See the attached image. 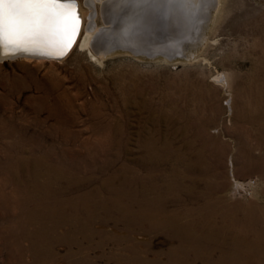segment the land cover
<instances>
[{
    "label": "rangeland",
    "instance_id": "obj_1",
    "mask_svg": "<svg viewBox=\"0 0 264 264\" xmlns=\"http://www.w3.org/2000/svg\"><path fill=\"white\" fill-rule=\"evenodd\" d=\"M76 3L79 11L82 7L87 14L90 12L85 0ZM218 4L203 33L204 40L201 38L196 51L186 52L188 62L172 64L129 55L96 62L77 46L63 61L17 59L0 63V169L6 170V175L0 174V186L3 179L13 184L2 188L5 197H0V237L5 235L1 228L8 226L16 214L13 202L6 197L16 181L21 184L26 179L24 168L6 163L7 149L20 140L27 146L17 152L22 157H30L33 152L39 154L43 166L62 176V189L67 188L64 179L71 180L73 196L93 191L92 197L95 194V198L102 199L104 184L125 167L143 181H152L154 187H163L164 194L174 200L167 205L169 212L182 211L192 206H185L179 191L166 193L164 181L173 170L184 173L189 164L193 169L186 183L196 187L198 204L204 200L203 193L209 186L214 189L212 198L221 199L223 205L217 203L218 206L229 209L255 205L264 209V164L260 169L257 162L249 161L241 152L242 146L248 145L253 147L252 156L264 154V145L257 143V138L264 141V120L256 115V110L248 112L252 109L251 102L245 105L254 71H262L258 74L264 76V0H219ZM96 10L97 28H105L110 13L102 10L101 14L98 4ZM252 116L253 122L249 121ZM186 127L189 132L184 130ZM105 134L114 138L112 147ZM147 140H152L159 153H164L166 163L150 162V166L146 162L142 144ZM32 141L38 142V146L32 147ZM165 143L169 149L163 148ZM201 163L205 168L208 166L206 174ZM62 189V196L54 195L48 204L63 201L68 188ZM91 198L83 197L78 206H95ZM128 205L132 212L136 209L131 202ZM47 217L39 218L40 225L32 224L29 229L39 232L38 261L25 254L28 264L51 258L53 261L48 263L52 264H127L134 255L130 257L125 251L128 246L125 238L148 245V260L160 255L165 264L169 250L178 245L177 240L162 232L148 235L139 228L127 231L126 221L130 226L137 225L130 218L115 223L111 216L102 214V206L94 216L74 219L77 226L90 233L88 237L77 232L80 228L72 226L73 217H67L59 208H49ZM221 220L256 224L259 232L264 224V217L241 213L231 216L223 212L216 218L218 222ZM88 221L90 225H86ZM51 223L62 226L50 228ZM115 238H123L122 243ZM24 240V245L30 247L35 238L27 235ZM102 241H106L103 247ZM193 241V251L215 245L201 235ZM46 248L50 255L44 254ZM12 252H15L12 246L0 243V264H6ZM218 252L214 253L215 258L220 255ZM253 260L244 264H260Z\"/></svg>",
    "mask_w": 264,
    "mask_h": 264
},
{
    "label": "bare ground",
    "instance_id": "obj_2",
    "mask_svg": "<svg viewBox=\"0 0 264 264\" xmlns=\"http://www.w3.org/2000/svg\"><path fill=\"white\" fill-rule=\"evenodd\" d=\"M111 1L112 0H85V5L90 12L87 14V12H85L82 7L80 8L79 12L82 19L80 36L72 51L77 46H79V48L88 52L93 61L95 60L96 62H101L104 58H107L105 57V55H102V52L97 54L93 50V48H100L104 40V37H102V30L104 29L97 28L95 22L97 16L96 5H99L101 14L102 10H106V12H104L107 13L109 12L107 4ZM153 1L154 3H156V1L164 2L166 0ZM208 1L210 0H205V2ZM218 1L219 0H216V6L219 5ZM135 2L136 1L131 0V4L135 5ZM143 2L147 3L150 2V0H143ZM83 19H87L89 20V22L85 24V22H83ZM83 29L85 30V33L82 37L81 34ZM81 38L82 41L81 43H79ZM202 39L204 40V38ZM72 51L70 52V54L72 53ZM68 57H66L65 59H67ZM20 59L26 62H30L31 60H42L28 58L27 56L21 57L19 58V60ZM260 72L262 71H254V75L251 78V84L249 88H247L248 90L246 92V95L248 96V98L245 102V105L248 106L251 102L250 105L252 109L248 112H254V110H256V115L264 120V76H260L258 74ZM217 79L220 81V77H216V80ZM256 107L258 108L256 109ZM249 121H254L253 116L249 118ZM184 130L187 132L189 130V127H186ZM105 140L110 143L111 147L114 145L115 140L114 138H112L111 134H105ZM263 142L264 141L261 138H257V143L260 144V146L264 145ZM37 143L38 142L36 141H32V147L38 146L39 143ZM155 145L156 144L152 142V140H147L142 144V148L146 151V162L148 164H150V162H153L155 164H163L168 158L165 157L164 153H162L161 151V153H159L160 149H158ZM23 146L25 147L27 146V144H25L24 140H20L18 142H14L13 145L9 149H7L8 151H6L9 157L6 163H8L11 167L18 165L19 169L24 168L26 174L25 182L20 184L16 181L13 189L10 192V195L6 197L13 202L16 212L10 224L1 228L3 230V234L5 235H1L0 243L5 242V244L12 246L15 250V252H12L11 257L7 260L6 264H28L24 258L25 254L28 257L35 258V260L38 261L36 257V255H38V243L36 240H38L37 235L39 231L36 230L34 232H29V229L32 224H37L38 226L40 225V222H38L39 218L49 219L47 217L49 208H59V210H62L66 213L67 217H73L71 220V224L74 229L80 228L76 231L81 232L83 236L88 237L90 233L84 232V229L82 230L83 227L77 226L74 223V219L79 217L89 218L90 216H94V213L100 209V206H102V214L106 217L111 216L110 218L115 223L119 224V221H126L125 218H130L132 222L137 225L130 226L126 221L125 228L127 231H133L134 229L139 228L142 229V231L146 232V234L148 235H150V233L153 231H158L167 234L168 236H170V238H172L173 241L177 240L175 242H177L178 245L169 250V259L165 264H196L197 261H201L202 264H244V262L250 261L252 259H255L253 260L254 262H259L260 264L264 263L263 223L261 224L263 225L262 231L259 232L260 228L259 226L257 227L256 224L239 225L233 220H221V222L216 221V218L219 217L223 212H228L231 214V216L237 213H241L243 215H256L259 217H264V209H260L255 205L249 208H239L236 206H231L230 208L228 207L229 209L223 208L221 206L223 204L220 202L221 199L212 198L214 196V189L209 186L203 193L204 200L201 201V203L199 201L200 204H198V201H196L195 199L196 187L193 183H186V180L188 179V173L193 169V167L189 164L185 166L184 173H179L176 170H173L171 172V175L165 178L164 184L166 193H169L171 191H179L182 194V199L185 206L190 205L194 208L188 207L183 209L182 211L169 212L167 209V205L169 203H172L171 201L174 200H170L168 198L169 196L167 197L164 194L163 187H154L152 181H143L137 173H135L133 170L126 169L125 167L121 168L120 173L117 172L119 174L114 175V177L112 175L110 179L108 178V181L107 179H105L107 182L102 187V199L101 197L98 199L95 198V194L92 197L93 191H89L88 194H84L81 196L71 195V180L67 178L64 179L66 181V187L68 188V190L65 192L66 195H64L65 198L63 199V201L56 202L62 203V206H55L53 204L56 203L48 204V202L52 198H54V195L56 197L62 196L61 194L63 193L60 192V190L63 188L62 185L60 186L61 180L63 179L62 176L55 172L53 169H50V167L43 166L41 163V160L43 159H41L39 156V158L37 157V155L39 154L36 155L33 152L32 156L30 157H22L17 151L20 150ZM163 148H168V144L165 143ZM252 149L253 147L245 145L242 146L241 152L249 161L257 162V165L260 167V169L263 168L264 154L256 158L252 156ZM218 155L221 154H219L218 152ZM150 166L152 165L150 164ZM202 167L204 173L206 174L208 172V169L206 171V168L208 166L205 168L202 164ZM255 168L257 169L256 166ZM154 169L156 170L157 168L154 167ZM251 169H253V166L251 167ZM4 173L6 175V170L1 168L0 174L4 175ZM8 184H12L10 180H2V184L0 186V197L3 196L2 188L6 185L8 186ZM67 188H64L62 190H66ZM96 195H98V193ZM85 196H88L90 198L92 197L90 201L93 202L95 206H88L86 204L78 206L79 202H83L81 200ZM20 200H22L21 207L19 203ZM129 202L133 204V209L136 208L135 210H133V212L128 205ZM217 203L221 205L218 206ZM4 206L6 207V203H4ZM129 214H131L133 217ZM202 217L203 219H201ZM106 223H103V225H105ZM88 224H91L90 221H88L86 225ZM61 226L62 225L59 223L50 224V228H59ZM113 230L117 231L118 229L115 228ZM21 231H24L26 234H22ZM27 235L35 238L34 241H30V247H28L27 243L26 245H24V243L26 242L24 238ZM200 235L203 239L210 240L215 245L209 248L200 246L201 248L198 247L196 251H193L191 247L192 241ZM230 236L232 237L227 240ZM122 239L115 238L118 243H122ZM109 240L114 241V237H110ZM125 240L128 241V246L125 251L130 253V257L134 255L132 259L127 262V264H163V259L160 258V255H154L153 259L151 258V261L148 260V245L145 247L143 245L132 242L128 238H125ZM88 241L89 240H87L86 242ZM105 242L106 241H102V247L104 246ZM22 244L25 246L26 250H24ZM217 251H219L218 253H220V257L218 256L215 258L214 253ZM44 254L50 255V252H47V248L45 249ZM50 260L53 261V258L39 262L33 261L32 264H47Z\"/></svg>",
    "mask_w": 264,
    "mask_h": 264
},
{
    "label": "water",
    "instance_id": "obj_3",
    "mask_svg": "<svg viewBox=\"0 0 264 264\" xmlns=\"http://www.w3.org/2000/svg\"><path fill=\"white\" fill-rule=\"evenodd\" d=\"M112 0L107 5L109 16L106 27L102 30L104 40L100 48L93 50L105 57L129 55L147 61H164L167 63L188 62L186 52L195 50L208 26L211 13L216 7V0H153L143 2L135 0ZM80 18L78 34L73 36V42L58 58L44 55H31L26 52H15L0 57V62L17 60L27 56L32 59L63 61L69 56L79 40L82 19ZM105 8V9H107ZM104 31V32H103ZM36 50L52 51L55 49L48 43L42 44Z\"/></svg>",
    "mask_w": 264,
    "mask_h": 264
},
{
    "label": "snow or ice",
    "instance_id": "obj_4",
    "mask_svg": "<svg viewBox=\"0 0 264 264\" xmlns=\"http://www.w3.org/2000/svg\"><path fill=\"white\" fill-rule=\"evenodd\" d=\"M79 26L76 0H0V57L22 51L58 58ZM45 43L55 51L36 50Z\"/></svg>",
    "mask_w": 264,
    "mask_h": 264
}]
</instances>
